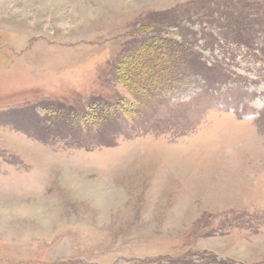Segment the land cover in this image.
I'll return each mask as SVG.
<instances>
[{"label": "rangeland", "instance_id": "374dc122", "mask_svg": "<svg viewBox=\"0 0 264 264\" xmlns=\"http://www.w3.org/2000/svg\"><path fill=\"white\" fill-rule=\"evenodd\" d=\"M0 264H264V0H0Z\"/></svg>", "mask_w": 264, "mask_h": 264}, {"label": "trees", "instance_id": "16d2710c", "mask_svg": "<svg viewBox=\"0 0 264 264\" xmlns=\"http://www.w3.org/2000/svg\"><path fill=\"white\" fill-rule=\"evenodd\" d=\"M159 60L165 61V64H162V68L159 66ZM168 60L170 59L167 58L166 51L163 47L161 50H154L153 42L145 41L132 48L128 54L122 56L114 69V75L118 83H120L135 100L140 101L142 98H147L146 96H148L154 87H159L160 83H162L157 73L159 74L163 69L171 66V64H168ZM117 105L118 103H116L115 106H110V104L105 103L104 105H98V107L107 106V109L110 108L111 112H109V114H107V112L105 113L108 115V118L113 115L119 118L120 111L117 109ZM94 107L93 105L91 110L95 109ZM91 116L98 117L99 113L95 110V112H92ZM88 117V115H84L82 121L86 122L84 119L87 118V120H89ZM89 121H94L93 125H95L101 120L93 118Z\"/></svg>", "mask_w": 264, "mask_h": 264}]
</instances>
